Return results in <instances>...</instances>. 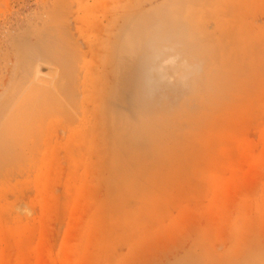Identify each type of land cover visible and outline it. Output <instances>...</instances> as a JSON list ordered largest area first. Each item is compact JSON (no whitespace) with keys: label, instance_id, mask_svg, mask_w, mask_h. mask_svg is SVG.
Masks as SVG:
<instances>
[{"label":"rangeland","instance_id":"rangeland-1","mask_svg":"<svg viewBox=\"0 0 264 264\" xmlns=\"http://www.w3.org/2000/svg\"><path fill=\"white\" fill-rule=\"evenodd\" d=\"M0 264H264V0H0Z\"/></svg>","mask_w":264,"mask_h":264},{"label":"water","instance_id":"water-1","mask_svg":"<svg viewBox=\"0 0 264 264\" xmlns=\"http://www.w3.org/2000/svg\"><path fill=\"white\" fill-rule=\"evenodd\" d=\"M41 72H42V73H45V74H50V71L47 70V69H42Z\"/></svg>","mask_w":264,"mask_h":264},{"label":"bare ground","instance_id":"bare-ground-1","mask_svg":"<svg viewBox=\"0 0 264 264\" xmlns=\"http://www.w3.org/2000/svg\"><path fill=\"white\" fill-rule=\"evenodd\" d=\"M41 78H46L45 76H42Z\"/></svg>","mask_w":264,"mask_h":264}]
</instances>
